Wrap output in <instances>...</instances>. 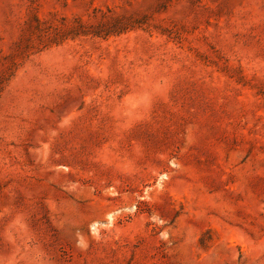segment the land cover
<instances>
[{"label": "rangeland", "instance_id": "1", "mask_svg": "<svg viewBox=\"0 0 264 264\" xmlns=\"http://www.w3.org/2000/svg\"><path fill=\"white\" fill-rule=\"evenodd\" d=\"M0 264H264V0H0Z\"/></svg>", "mask_w": 264, "mask_h": 264}]
</instances>
